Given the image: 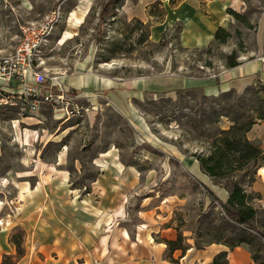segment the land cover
<instances>
[{"label":"rangeland","instance_id":"374dc122","mask_svg":"<svg viewBox=\"0 0 264 264\" xmlns=\"http://www.w3.org/2000/svg\"><path fill=\"white\" fill-rule=\"evenodd\" d=\"M78 1L0 0V58L18 45L21 26L40 20L59 6L63 8L64 20L41 54L49 75H71L82 69L130 80L203 77L227 68L233 54L238 62L250 60L264 46V0H241L233 9L240 18L233 16V24L227 28L230 38L227 43L214 46L210 53L201 52L206 48L184 49L176 27L168 29L159 43L152 42L151 27L163 18L158 6L144 9L138 0H130L128 7L123 6L125 0H97L86 17L78 16L82 21L79 24L73 14ZM67 31L72 37L62 43ZM231 91L217 96H208L202 89L156 95L153 100L140 103L145 119L140 124L127 122L103 101L90 107L87 100L77 98L76 104L84 110L71 114V119L50 105L42 107L40 117L20 106L2 104L0 201L4 202H0V213L15 210L17 194L20 198L25 192L20 185L29 180L20 178L37 175L44 164L66 162L73 182L81 184L84 178L92 177L90 166L98 153L118 148L125 163L137 166L143 176H156L149 190L162 199H172L179 231L191 236L197 248L210 245L234 222L222 207V193L212 184L210 190L197 180L192 175L196 167L191 162L198 155L209 154L218 132L231 126L230 118L220 116L226 114L224 107L235 105L255 117L264 112V78L255 80L242 92ZM71 95L78 97L72 92ZM239 97L244 99L242 103H238ZM86 107L91 108L88 113ZM258 175L252 186L249 177H245L244 184L251 203L258 209L256 220L250 227L230 228L233 232L227 231L226 237L244 229L253 241L251 249L261 248L260 255H264V210L259 206V194L252 190ZM243 176L239 173L235 177ZM81 188L88 192L87 187Z\"/></svg>","mask_w":264,"mask_h":264},{"label":"crops","instance_id":"0c3cea01","mask_svg":"<svg viewBox=\"0 0 264 264\" xmlns=\"http://www.w3.org/2000/svg\"><path fill=\"white\" fill-rule=\"evenodd\" d=\"M95 1L79 0L74 6L75 17H86ZM240 1L138 3L144 9L158 6L163 12L160 22L151 27L152 42L159 43L168 29L176 27L184 49H204L214 41L219 28L227 30L233 24L229 10H236ZM129 4L130 0H125L123 6ZM260 50L259 55L241 61L237 67L203 77L130 80L81 69L62 77L61 82L70 93L77 94L78 100H87L90 107L103 101L127 122L140 124L145 120L140 103L159 94L202 89L208 96H217L231 90L244 91L255 80L264 78V46ZM248 138L264 153V120L253 126ZM191 164L196 171L190 173L208 189L213 190L210 184L216 187L224 196L221 202L226 203L228 191L215 186L197 160ZM75 166L82 173L79 165ZM90 167L92 177L84 178L81 184L73 182L66 162L44 164L37 170L39 175L20 178L29 180L20 185L25 192L20 198L17 194L15 210L0 213V264H213L221 252H228L229 264H254L248 245L232 250L217 243L197 248L186 233L183 235L189 249L169 256L167 242L177 239L179 229L173 218L172 199H162L149 190L156 176H143L137 166L125 163L118 148L98 153ZM258 173L252 190L261 196L258 202L264 210V166ZM81 187H87L88 192ZM17 234L22 235L20 255L13 241Z\"/></svg>","mask_w":264,"mask_h":264},{"label":"trees","instance_id":"16d2710c","mask_svg":"<svg viewBox=\"0 0 264 264\" xmlns=\"http://www.w3.org/2000/svg\"><path fill=\"white\" fill-rule=\"evenodd\" d=\"M176 1H173L175 3ZM229 13L236 18H240V15L229 10ZM230 38V33L224 28H219L215 34L214 41L201 52H211L214 46H220L227 43ZM198 50V49H196ZM240 65V62L236 60L235 54L228 58L227 68H234ZM230 93V92H228ZM232 93V91H231ZM238 103L244 101L243 98H238ZM262 109V108H258ZM226 114L220 116L228 117L231 119V126L223 130L221 129L215 140L210 146V153L196 156L197 161L200 164L201 171L209 176L215 185L226 189L229 193V197L226 203L222 206L228 217L232 219L234 225H229L224 234L220 236L217 241H211L209 244H223L229 249H234L242 245H252L253 241L249 239L244 229L240 230V233H235L234 236L227 238V231L233 232L230 228L238 230L236 225L246 227L256 220L258 215V209L253 206L250 200V196L244 186L245 177H249V186L254 183V176L264 166V153L260 145L256 142L250 141L248 133L252 130L253 126L258 121L264 120V112L260 113L257 117L249 114L248 111H242L237 109L235 105H229L223 108ZM239 173H243L244 176L236 178ZM225 181V182H224ZM261 196L259 195V200ZM16 244L19 255L20 246L22 242V235L17 234L13 238ZM185 237L182 232L179 231L178 237L175 241H168L169 256L177 250H181L183 253L189 249L188 245L184 244ZM251 248V247H250ZM253 253L254 264H264V255H260L261 248L254 250ZM213 264H229L228 252H221L213 261Z\"/></svg>","mask_w":264,"mask_h":264},{"label":"built area","instance_id":"2783aa9c","mask_svg":"<svg viewBox=\"0 0 264 264\" xmlns=\"http://www.w3.org/2000/svg\"><path fill=\"white\" fill-rule=\"evenodd\" d=\"M64 17L63 8L59 6L40 20L20 27L18 45L0 58V106H20L23 111L40 116L42 107L50 105L55 110L59 108L66 119L84 110L76 104L77 97L71 95L61 82L67 72L49 75L43 67L42 49ZM31 78L33 81H30ZM85 111L88 113L89 108L86 107Z\"/></svg>","mask_w":264,"mask_h":264},{"label":"bare ground","instance_id":"6f19581e","mask_svg":"<svg viewBox=\"0 0 264 264\" xmlns=\"http://www.w3.org/2000/svg\"><path fill=\"white\" fill-rule=\"evenodd\" d=\"M85 16V15H84ZM83 16V17H84ZM73 17H74V15H73ZM82 17V18H83ZM76 19V22H78L79 24H81L82 23V21L79 19V18H77V17H75ZM73 20V19H72ZM72 37V33L71 32H69V31H67L66 32V34L64 35V37H63V39H62V43H64V42H66L68 39H70Z\"/></svg>","mask_w":264,"mask_h":264}]
</instances>
